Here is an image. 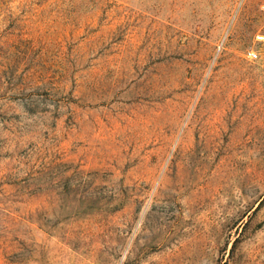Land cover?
<instances>
[{
    "label": "rangeland",
    "instance_id": "1",
    "mask_svg": "<svg viewBox=\"0 0 264 264\" xmlns=\"http://www.w3.org/2000/svg\"><path fill=\"white\" fill-rule=\"evenodd\" d=\"M260 34L264 0H0V264H264Z\"/></svg>",
    "mask_w": 264,
    "mask_h": 264
},
{
    "label": "built area",
    "instance_id": "2",
    "mask_svg": "<svg viewBox=\"0 0 264 264\" xmlns=\"http://www.w3.org/2000/svg\"><path fill=\"white\" fill-rule=\"evenodd\" d=\"M256 41L259 44H264V35H262V34L258 35L256 37ZM247 55H248V58L251 60H257L260 57V53L256 50H249Z\"/></svg>",
    "mask_w": 264,
    "mask_h": 264
}]
</instances>
